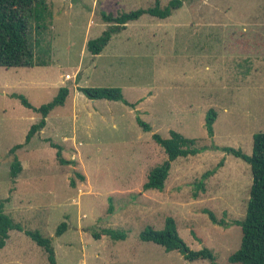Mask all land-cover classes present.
<instances>
[{"label":"rangeland","instance_id":"374dc122","mask_svg":"<svg viewBox=\"0 0 264 264\" xmlns=\"http://www.w3.org/2000/svg\"><path fill=\"white\" fill-rule=\"evenodd\" d=\"M46 1L51 25L39 58L47 65L0 67L4 214L50 239L56 264H210L139 240L145 228L162 230L167 218L190 250L208 248L218 264H229L241 242L233 221L245 216L252 175L246 162L219 148L251 155L253 135L264 133V0H184L165 20L143 15L128 23L99 55L86 44L107 28L101 13L147 9L154 0ZM61 87L69 90L64 105L25 144L39 115L11 95L38 109ZM79 88H118L131 106L89 100ZM210 109L216 112L212 137L205 129ZM170 131L207 149L173 161L163 191H145L149 172L166 160L152 135L167 139ZM48 140L72 163L61 165ZM16 145L22 147L10 153ZM15 157L22 171L13 182ZM207 212L223 224H213ZM63 222L66 231L57 236ZM103 229L127 237L95 240L92 233ZM8 235L0 264H49L23 232Z\"/></svg>","mask_w":264,"mask_h":264},{"label":"trees","instance_id":"16d2710c","mask_svg":"<svg viewBox=\"0 0 264 264\" xmlns=\"http://www.w3.org/2000/svg\"><path fill=\"white\" fill-rule=\"evenodd\" d=\"M183 1L169 0L165 6H161L160 0H154L153 5L147 9H137L116 15L102 12L101 18L107 28L99 37L87 42L86 50L91 55H99L108 45L111 37L124 30L128 23L138 21L143 15L165 20L175 9L182 6ZM50 22L51 12L46 0H0V67L9 69L47 65L44 60H40L39 53L42 37L46 35L51 25ZM78 90L92 101L107 100L129 105L118 88H79ZM68 94V88L61 87L52 101L38 109L33 108L24 97L16 94L11 95L12 98L18 99L25 108L33 110L39 115V121L31 125L25 136V144H28L37 133L45 128L49 114L54 108L64 105ZM215 120L216 112L210 109L205 116V129L209 137L213 136ZM136 123L144 132L151 131L150 126L139 117L136 118ZM152 139L163 149L166 160L161 166L149 172L147 180L142 186L145 191H163L169 175L170 164L173 161L180 157L196 156L207 149L197 147L196 140L185 138L174 131L169 132L167 139H162L157 134H153ZM252 139L251 155H245L240 150L230 147L219 148L246 162L250 166L252 175L245 216L242 220L233 221V224L241 229V242L238 250L228 257L229 264H264V133H255ZM47 142L51 148L56 150L55 154L61 165L72 163V161H66L61 157L62 148L59 145L49 140ZM21 147L22 145H16L9 152L15 153ZM21 171V163L15 157L10 164V177L13 182ZM211 174L212 171H208L202 175V179L196 185L197 190H203V180ZM207 214L213 224H223L221 221H217L212 213L207 212ZM66 228V223H61L56 229V235H62ZM12 230L23 232L44 250L49 264H56L51 240L43 237L37 231H26L14 224L9 216L4 214L3 203L0 202V250L4 248L6 240L9 238L8 233ZM102 236L115 241H123L127 237L125 232L113 229H103L101 232L92 233L95 240H99ZM138 238L142 242L162 247L167 253L177 252L185 261L207 260L210 264H218L210 249L190 250L180 238L172 218L165 220L162 230L148 227L139 233Z\"/></svg>","mask_w":264,"mask_h":264},{"label":"crops","instance_id":"0c3cea01","mask_svg":"<svg viewBox=\"0 0 264 264\" xmlns=\"http://www.w3.org/2000/svg\"><path fill=\"white\" fill-rule=\"evenodd\" d=\"M5 247H6V244H5L4 248H5ZM4 248H3V249H4ZM3 249H2V250H3Z\"/></svg>","mask_w":264,"mask_h":264}]
</instances>
